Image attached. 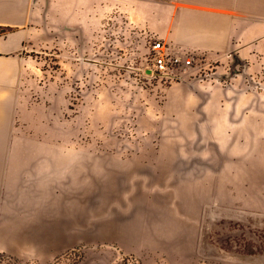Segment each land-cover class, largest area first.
<instances>
[{
	"label": "crops",
	"instance_id": "crops-1",
	"mask_svg": "<svg viewBox=\"0 0 264 264\" xmlns=\"http://www.w3.org/2000/svg\"><path fill=\"white\" fill-rule=\"evenodd\" d=\"M107 5L130 12L141 32L220 62L221 76L175 82L167 96H264V0H0V258L46 264L84 244L104 211L133 222L152 196L181 188L168 165L184 157L166 150L189 146L72 140L69 130L67 139L63 131L62 139H14L40 136L48 104L38 96L59 110L58 122L66 117L69 89L46 76L35 54L71 35L77 19L102 17Z\"/></svg>",
	"mask_w": 264,
	"mask_h": 264
},
{
	"label": "rangeland",
	"instance_id": "rangeland-1",
	"mask_svg": "<svg viewBox=\"0 0 264 264\" xmlns=\"http://www.w3.org/2000/svg\"><path fill=\"white\" fill-rule=\"evenodd\" d=\"M105 7L102 17L77 19L71 35L35 54L46 76L54 73L69 89L66 117L58 122L59 110L38 96L48 104L36 127L40 136L36 131L14 139H62V131L67 139L69 130L72 140L192 148L166 150L184 157L168 165L175 173L170 180L181 187L176 194L152 196L133 222L110 220L104 211L102 226L88 230L84 244L46 264H264V96L231 102L225 96H167L184 79L149 73L154 36L141 32L121 6ZM203 58L195 76L186 78L222 75L220 62ZM187 157L198 164H188ZM0 264L40 263L2 256Z\"/></svg>",
	"mask_w": 264,
	"mask_h": 264
},
{
	"label": "built area",
	"instance_id": "built-area-1",
	"mask_svg": "<svg viewBox=\"0 0 264 264\" xmlns=\"http://www.w3.org/2000/svg\"><path fill=\"white\" fill-rule=\"evenodd\" d=\"M4 33L5 30L0 27V36ZM203 60V56L197 52L177 48L161 38L154 37L148 70H151L153 75L169 80L185 79L195 76L194 73L203 64Z\"/></svg>",
	"mask_w": 264,
	"mask_h": 264
},
{
	"label": "water",
	"instance_id": "water-1",
	"mask_svg": "<svg viewBox=\"0 0 264 264\" xmlns=\"http://www.w3.org/2000/svg\"><path fill=\"white\" fill-rule=\"evenodd\" d=\"M149 73H151V70H148Z\"/></svg>",
	"mask_w": 264,
	"mask_h": 264
}]
</instances>
